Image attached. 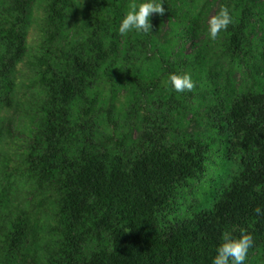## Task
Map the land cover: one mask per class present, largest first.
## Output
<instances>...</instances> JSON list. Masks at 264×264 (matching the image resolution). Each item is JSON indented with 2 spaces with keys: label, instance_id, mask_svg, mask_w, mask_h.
Returning <instances> with one entry per match:
<instances>
[{
  "label": "trees",
  "instance_id": "16d2710c",
  "mask_svg": "<svg viewBox=\"0 0 264 264\" xmlns=\"http://www.w3.org/2000/svg\"><path fill=\"white\" fill-rule=\"evenodd\" d=\"M37 1L0 0V144ZM134 2L41 8L33 138L21 169L0 157V264H212L241 232L254 238L245 264H264V0H163L152 32L121 35ZM221 7L234 22L213 40ZM169 74L194 89L176 93ZM19 183L42 194L35 208L11 210Z\"/></svg>",
  "mask_w": 264,
  "mask_h": 264
},
{
  "label": "rangeland",
  "instance_id": "374dc122",
  "mask_svg": "<svg viewBox=\"0 0 264 264\" xmlns=\"http://www.w3.org/2000/svg\"><path fill=\"white\" fill-rule=\"evenodd\" d=\"M47 0H38L35 4V10L32 19V26L28 36V54L26 61L20 65V73L18 74V104L16 105L17 113H15V122L13 126H10L8 132H6L4 140L0 144V157L1 161L5 162L12 168L21 169L24 165V155L29 148V145L33 138V128L35 127V122L37 118V109L36 106L43 101V98L40 95V89L36 85L34 70L30 62H34L35 55L39 52V48L42 42V37L39 35V26L42 23V7H44ZM81 4H86L88 0H80ZM215 15L214 10H210L207 15V20ZM167 22V21H166ZM64 45V43L62 44ZM184 49L187 53L192 50V46L188 41H182L178 43L175 50ZM126 97V92H121L119 97L118 107L123 108L124 100ZM20 102V105H19ZM188 121V122H187ZM187 123L190 126L194 127L196 125V117L192 114L188 116ZM191 187L187 188V192L190 195V198H193L195 195L201 194V200L203 198L202 194H206V191L209 189L207 184L202 182H194ZM202 185V190L198 194H193L198 191V185ZM16 185V184H15ZM19 186L15 193L11 196L9 204L12 211L16 210V207L19 209H27L34 204V208L38 203V200L42 199V194L35 191L34 188V200L30 201L28 197L30 189L23 187L21 183L17 184ZM191 194H193L191 196ZM188 199L187 201H192L193 199ZM48 206V205H47ZM49 231V229H47ZM51 230V229H50ZM50 232V231H49ZM48 232V233H49ZM40 241V244L35 245L36 248H41L44 246V241ZM44 236V237H45ZM27 257L28 264H32L30 261L31 257ZM40 258L34 255V264L40 262Z\"/></svg>",
  "mask_w": 264,
  "mask_h": 264
},
{
  "label": "clouds",
  "instance_id": "9594fccd",
  "mask_svg": "<svg viewBox=\"0 0 264 264\" xmlns=\"http://www.w3.org/2000/svg\"><path fill=\"white\" fill-rule=\"evenodd\" d=\"M163 0H140L132 3L124 13L119 25V33L125 35L130 32L148 34L152 32L151 17L163 16L165 8ZM233 16L227 7H221L218 14L208 20L210 38L215 40L221 31H226L233 24ZM168 83L176 93L192 91L195 87L190 75L169 74ZM257 216H264V208L257 207ZM254 244V238L247 232H241L239 237L225 233L223 242L217 247L212 264H245L249 249Z\"/></svg>",
  "mask_w": 264,
  "mask_h": 264
}]
</instances>
